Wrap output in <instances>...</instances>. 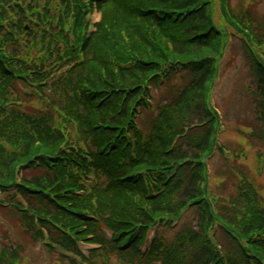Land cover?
Segmentation results:
<instances>
[{
  "label": "trees",
  "instance_id": "obj_1",
  "mask_svg": "<svg viewBox=\"0 0 264 264\" xmlns=\"http://www.w3.org/2000/svg\"><path fill=\"white\" fill-rule=\"evenodd\" d=\"M255 2L0 0V193L19 239L0 229V264H29L26 251L44 234L59 264L78 263L57 251L83 264H264V208L251 183L242 179L215 213L206 201L205 162L219 128L211 93L232 39L243 47L262 124L238 127L234 169L254 158L248 138L264 144V23L252 16ZM178 75L185 86L143 135L134 122L148 87ZM190 207L195 227L139 254L151 226ZM216 222L221 234L210 238ZM81 242L101 248L86 261Z\"/></svg>",
  "mask_w": 264,
  "mask_h": 264
},
{
  "label": "rangeland",
  "instance_id": "obj_2",
  "mask_svg": "<svg viewBox=\"0 0 264 264\" xmlns=\"http://www.w3.org/2000/svg\"><path fill=\"white\" fill-rule=\"evenodd\" d=\"M241 0H233V6L236 5ZM252 15L255 20L259 22H264V0H258L255 2L251 8ZM94 21L97 19V15L93 16ZM232 55L234 57V62L236 67H232L229 70H227V73L225 75V78L223 79L222 84L218 87L217 94H215L214 98V104L216 106H219L221 108V112L224 117V113L226 112V117L228 119H231V121H227V134L222 139V143L227 147H230L228 149H231L233 147L238 148L236 144L229 145L228 141L229 138H231V133L233 132L232 128H234V124L241 123L243 126L246 127H254V115L252 114V108L249 103V99L247 96L246 88L249 83V74L246 67V61L243 56V50L241 48V45L239 42H234V46L231 50H229L227 59L229 56ZM176 85H178V82H176ZM164 94L165 93H159L157 94V100L164 102ZM151 116L149 114H144L142 116V122L141 127L143 131H146L148 124L150 123ZM230 123V124H229ZM250 145L257 149V151H260L264 155V147L260 145L256 140H250ZM256 151V150H255ZM254 169L255 167V161L251 162L250 167ZM218 167L220 168L218 173H215L216 175H219L221 178H224L225 182L221 185L220 189H217L218 194H222L224 196H231L234 192V187L232 189V184L234 182V177L231 175V172L227 170V167L224 166L223 160L221 158H216L211 166V171L215 172ZM249 175L251 174L248 173ZM261 178L256 181V184H263L264 185V170L262 171ZM222 188H224L222 190ZM0 223L3 225H0V229H4L8 231V233L11 235L12 239L14 241H18L17 237V231H14V224L12 221L8 220L7 217H5L0 212ZM1 231V230H0ZM166 238L172 239L174 236V232L166 231ZM1 233H0V242H1ZM27 258L30 259L31 264H54L53 258L49 257V255L46 254V252H43L40 247H34L31 246L27 250L26 254Z\"/></svg>",
  "mask_w": 264,
  "mask_h": 264
}]
</instances>
